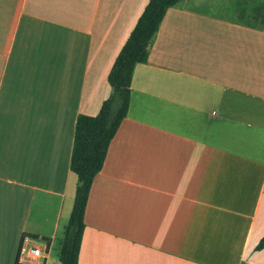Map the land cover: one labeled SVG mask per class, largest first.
Returning a JSON list of instances; mask_svg holds the SVG:
<instances>
[{
  "label": "crops",
  "instance_id": "crops-1",
  "mask_svg": "<svg viewBox=\"0 0 264 264\" xmlns=\"http://www.w3.org/2000/svg\"><path fill=\"white\" fill-rule=\"evenodd\" d=\"M148 1L0 0V264L24 235L59 264L76 118L108 97ZM221 5L170 7L135 66L77 264H264V0Z\"/></svg>",
  "mask_w": 264,
  "mask_h": 264
},
{
  "label": "trees",
  "instance_id": "trees-1",
  "mask_svg": "<svg viewBox=\"0 0 264 264\" xmlns=\"http://www.w3.org/2000/svg\"><path fill=\"white\" fill-rule=\"evenodd\" d=\"M180 0H149L109 70L108 97L94 116L79 114L75 122L70 171L77 177L74 201L59 247V264H77L84 230V211L92 182L102 169L110 142L126 117L134 68L147 62L166 11ZM240 15H244L241 9ZM241 18L240 20H243ZM261 23L264 20L261 18ZM264 248V236L255 247Z\"/></svg>",
  "mask_w": 264,
  "mask_h": 264
},
{
  "label": "built area",
  "instance_id": "built-area-1",
  "mask_svg": "<svg viewBox=\"0 0 264 264\" xmlns=\"http://www.w3.org/2000/svg\"><path fill=\"white\" fill-rule=\"evenodd\" d=\"M50 250V239L42 235L22 236L18 263L20 264H46Z\"/></svg>",
  "mask_w": 264,
  "mask_h": 264
},
{
  "label": "rangeland",
  "instance_id": "rangeland-1",
  "mask_svg": "<svg viewBox=\"0 0 264 264\" xmlns=\"http://www.w3.org/2000/svg\"><path fill=\"white\" fill-rule=\"evenodd\" d=\"M218 1H222L223 2V5H221L222 6V10H220V12L221 11H223L224 13H225V3H227L229 0H218ZM57 245L56 246H54V248L53 249H51L50 250V252H49V256L51 257V260H56V254H57Z\"/></svg>",
  "mask_w": 264,
  "mask_h": 264
}]
</instances>
